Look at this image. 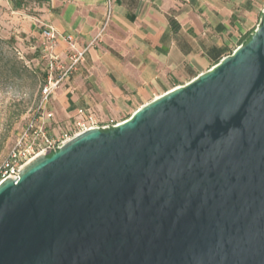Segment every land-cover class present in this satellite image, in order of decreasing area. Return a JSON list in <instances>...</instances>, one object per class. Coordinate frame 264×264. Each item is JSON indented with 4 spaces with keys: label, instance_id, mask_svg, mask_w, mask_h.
<instances>
[{
    "label": "water",
    "instance_id": "1",
    "mask_svg": "<svg viewBox=\"0 0 264 264\" xmlns=\"http://www.w3.org/2000/svg\"><path fill=\"white\" fill-rule=\"evenodd\" d=\"M0 264H264V13L206 73L3 181Z\"/></svg>",
    "mask_w": 264,
    "mask_h": 264
},
{
    "label": "crops",
    "instance_id": "2",
    "mask_svg": "<svg viewBox=\"0 0 264 264\" xmlns=\"http://www.w3.org/2000/svg\"><path fill=\"white\" fill-rule=\"evenodd\" d=\"M17 1L8 5L13 9ZM113 1L103 34L106 0H39L33 14L14 12L26 18L23 31L38 40L40 53L49 25L60 35L54 53L64 61L67 36L78 50H87L84 62L55 92L46 113L49 125L67 119L71 124L80 110L96 116L128 108L135 113L233 54L264 13V0Z\"/></svg>",
    "mask_w": 264,
    "mask_h": 264
},
{
    "label": "rangeland",
    "instance_id": "3",
    "mask_svg": "<svg viewBox=\"0 0 264 264\" xmlns=\"http://www.w3.org/2000/svg\"><path fill=\"white\" fill-rule=\"evenodd\" d=\"M9 1L13 0H0V167L27 123L50 112L49 104L60 88L54 91L47 104L43 103L42 88L48 75L45 55L43 51L40 53L38 40L23 31L26 18L14 13L21 8L24 14H33L39 0H18L13 9ZM132 112L130 108L127 112L116 110L97 115V118L112 127L130 119ZM55 117L57 119L58 115ZM68 122V119L50 121L48 129L56 136L67 133L74 124Z\"/></svg>",
    "mask_w": 264,
    "mask_h": 264
},
{
    "label": "built area",
    "instance_id": "4",
    "mask_svg": "<svg viewBox=\"0 0 264 264\" xmlns=\"http://www.w3.org/2000/svg\"><path fill=\"white\" fill-rule=\"evenodd\" d=\"M113 0H106L107 17L101 34L111 22L113 14ZM101 34L99 37H101ZM44 55L47 63V80L42 88L43 103L47 104L54 91L69 79L84 62L87 50H78L74 38L67 36L69 50L67 61L54 53L60 35L53 26H44ZM98 37V38H99ZM49 117L46 113L30 120L20 132L14 147L9 152L7 159L0 167V184L6 179H18L21 169L43 154H51L60 149L72 138L94 128H107L95 115L88 110H80L71 130L61 135H52L48 129Z\"/></svg>",
    "mask_w": 264,
    "mask_h": 264
},
{
    "label": "trees",
    "instance_id": "5",
    "mask_svg": "<svg viewBox=\"0 0 264 264\" xmlns=\"http://www.w3.org/2000/svg\"><path fill=\"white\" fill-rule=\"evenodd\" d=\"M22 6V5H21Z\"/></svg>",
    "mask_w": 264,
    "mask_h": 264
}]
</instances>
